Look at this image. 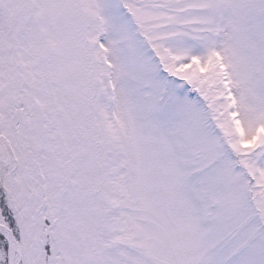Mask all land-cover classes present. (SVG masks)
Instances as JSON below:
<instances>
[{
	"label": "snow or ice",
	"instance_id": "1",
	"mask_svg": "<svg viewBox=\"0 0 264 264\" xmlns=\"http://www.w3.org/2000/svg\"><path fill=\"white\" fill-rule=\"evenodd\" d=\"M0 264H264V0H0Z\"/></svg>",
	"mask_w": 264,
	"mask_h": 264
}]
</instances>
